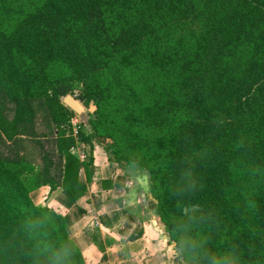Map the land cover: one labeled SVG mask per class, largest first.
Instances as JSON below:
<instances>
[{
  "label": "trees",
  "instance_id": "trees-1",
  "mask_svg": "<svg viewBox=\"0 0 264 264\" xmlns=\"http://www.w3.org/2000/svg\"><path fill=\"white\" fill-rule=\"evenodd\" d=\"M99 140L175 264H264V0H0V264H86L30 192L83 196Z\"/></svg>",
  "mask_w": 264,
  "mask_h": 264
},
{
  "label": "crops",
  "instance_id": "crops-1",
  "mask_svg": "<svg viewBox=\"0 0 264 264\" xmlns=\"http://www.w3.org/2000/svg\"><path fill=\"white\" fill-rule=\"evenodd\" d=\"M106 142L94 145L92 180L83 196L73 199L62 187L43 185L30 192L32 200L66 218L86 264H175L174 242L154 199L126 165L114 160L110 147L103 146ZM71 151L83 159L84 144ZM79 178L86 181L82 169Z\"/></svg>",
  "mask_w": 264,
  "mask_h": 264
},
{
  "label": "rangeland",
  "instance_id": "rangeland-1",
  "mask_svg": "<svg viewBox=\"0 0 264 264\" xmlns=\"http://www.w3.org/2000/svg\"><path fill=\"white\" fill-rule=\"evenodd\" d=\"M86 117H87V115H86V109L85 108L81 113L75 115V118L77 120H80V119L85 120ZM107 145H108L107 142L103 144V146H107ZM87 150H88V146L86 145V146H84V151L86 152ZM126 167L129 171V173L133 176V179L140 181L144 187V190H147L149 192V180H148V175H147L146 171L143 170L141 167L135 166L133 164H130V165L127 164ZM150 196H151V194H150Z\"/></svg>",
  "mask_w": 264,
  "mask_h": 264
},
{
  "label": "water",
  "instance_id": "water-1",
  "mask_svg": "<svg viewBox=\"0 0 264 264\" xmlns=\"http://www.w3.org/2000/svg\"><path fill=\"white\" fill-rule=\"evenodd\" d=\"M63 101L77 113H81L84 110V106L73 95H66Z\"/></svg>",
  "mask_w": 264,
  "mask_h": 264
},
{
  "label": "built area",
  "instance_id": "built-area-1",
  "mask_svg": "<svg viewBox=\"0 0 264 264\" xmlns=\"http://www.w3.org/2000/svg\"><path fill=\"white\" fill-rule=\"evenodd\" d=\"M73 122H74V123H76V122H77V119H76V118H74V119H73Z\"/></svg>",
  "mask_w": 264,
  "mask_h": 264
}]
</instances>
